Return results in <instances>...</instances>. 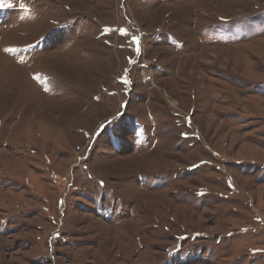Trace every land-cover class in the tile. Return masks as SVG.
<instances>
[{
    "label": "rangeland",
    "instance_id": "obj_1",
    "mask_svg": "<svg viewBox=\"0 0 264 264\" xmlns=\"http://www.w3.org/2000/svg\"><path fill=\"white\" fill-rule=\"evenodd\" d=\"M0 264H264V0H0Z\"/></svg>",
    "mask_w": 264,
    "mask_h": 264
}]
</instances>
